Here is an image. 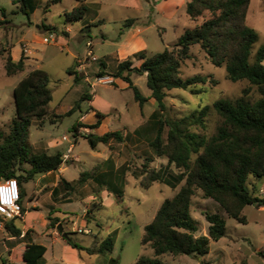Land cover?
<instances>
[{
  "label": "rangeland",
  "instance_id": "374dc122",
  "mask_svg": "<svg viewBox=\"0 0 264 264\" xmlns=\"http://www.w3.org/2000/svg\"><path fill=\"white\" fill-rule=\"evenodd\" d=\"M35 2L37 8L28 18L21 12L19 3L0 0V8L7 12L8 21L0 27V141L11 131L15 117L14 86L29 70L42 68L50 78L52 99L48 113L42 119L31 120L29 148L33 153L61 151L63 170H55V178L46 173L37 174L24 183L23 205L29 211L25 217L16 218L14 224L22 234L27 233L25 237L12 236L5 227L9 219L0 215V264H12L10 250L21 243L20 240L29 239L47 247L43 264H135L141 255L153 256L152 248L141 244L143 227L153 219L161 202L173 196L184 183L183 169L168 163L165 156H157L149 145L157 119L152 114L158 107L151 97L146 74L130 71L132 82L149 97L142 109L129 84L113 74L118 63L125 59L132 61V67L140 65L141 60L131 53L132 45L144 44L134 51L145 49L147 56L153 55L169 47L185 29L195 27L209 14L192 20L186 14L183 0H86L88 10L83 18L71 22L66 13L79 5L76 0ZM126 19H131L130 27L125 26ZM43 22L56 29L42 27ZM246 24L258 33L251 48L249 59L252 60L258 48L264 45V0H250ZM137 29L139 33L134 34ZM49 34L52 37H48ZM87 41L91 42L90 46L86 45ZM89 49L92 55L88 56ZM8 50L15 59L24 52L27 56L24 71L5 74L4 59ZM100 62L105 66L101 67ZM68 68L76 71L78 82ZM100 70L108 74L102 77L103 81L99 80ZM195 74L207 76L205 83L196 86L201 92L193 93L189 88L168 90L164 115L181 118L207 105L204 126L193 125L190 129L208 137L216 133L222 122L213 102L218 98H238L249 83L229 80L224 65L212 64L200 44L190 47V57L180 67L183 78ZM84 92L90 99L81 101L70 115L63 116ZM258 97L256 87L251 86L246 99L254 102ZM95 110L106 114L98 128L78 126L76 132L72 130L78 122L81 125L94 123ZM114 130L121 131V141L98 143L92 148L86 137L91 132L103 134ZM70 145L72 150L67 149ZM93 170L92 175L98 180L95 177L78 180L80 173ZM153 170L159 171L161 179L147 188L142 186L141 181ZM61 177L70 182V189L60 183ZM252 182L257 189L255 194L264 196V178L251 177L247 186L251 187ZM261 187L262 192H259ZM111 188L121 189L122 197ZM34 199L38 205L31 208ZM201 206L223 215L225 234L218 240H210L209 251L203 256L164 254L160 257L163 264H264V255L259 253L264 252V208L246 205L242 210L246 223H242L196 189L190 214L197 225V236L208 235L209 223L200 212ZM54 217L59 219L56 226H53ZM58 225L68 238L62 237ZM83 228L90 232H82ZM109 234L115 239L112 250L97 251ZM67 239L80 248L71 246Z\"/></svg>",
  "mask_w": 264,
  "mask_h": 264
},
{
  "label": "trees",
  "instance_id": "16d2710c",
  "mask_svg": "<svg viewBox=\"0 0 264 264\" xmlns=\"http://www.w3.org/2000/svg\"><path fill=\"white\" fill-rule=\"evenodd\" d=\"M59 1L61 0H49L52 3ZM77 2L79 5L66 13L68 21L74 22L83 18L88 10L86 0ZM13 3H19L21 12L28 18L37 8L35 0H13ZM249 3L250 0H188L185 11L192 20L196 21L207 13L209 16L195 27L185 29L173 44L162 51L150 56L146 55L145 49L134 52L133 57L141 60L140 65L132 67V61L125 59L118 63L113 74L129 84L140 109L149 97H145L132 82L130 71L146 74L147 86L158 107L152 114L157 119L155 134L149 140V145L157 156H165L168 163L183 169L184 183L173 196L161 202L153 219L143 227L141 244H148L153 250V256L141 255L135 264H163L160 257L164 254L203 256L209 251V241L218 240L225 234L223 215L210 212L203 206L200 207V212L209 223L208 235L195 234L197 225L191 218L190 207L196 189L201 190L204 198L217 202L228 216L242 223H246V217L242 215L246 205L254 203L258 207L264 206V197L255 194V183L252 182L251 187L247 186L251 177L264 178V45L258 48L250 60L251 48L258 39V33L246 24ZM0 10L1 27L8 21L4 9ZM126 22L125 26L130 27L131 19H126ZM41 26L50 30L56 29V26L44 22ZM195 44H200L212 64L224 65L229 80H247L249 83L242 89L238 98H218L213 102L222 122L216 133L208 137L190 129L193 125L204 126L208 113L207 105L181 118L172 119L164 115L168 90L189 88L193 93H199L201 91L196 86L206 82L207 76L204 75L195 74L187 78L180 76L181 64L190 57V47ZM26 59L23 51L18 59H14L8 50L4 59L5 74L10 76L24 71ZM100 65L105 66L103 62H100ZM67 71L74 74L75 82H78L76 71L71 68ZM106 75L108 74L104 70L98 72L100 77ZM49 80L48 73L36 67L16 83L13 88L15 117L11 131L0 141V180L14 177L20 186L19 215L5 222V227L16 237L22 235V230L14 224V220L21 218L27 210L23 205L26 195L24 183L32 180L37 174L58 170L64 161L61 151L53 154L33 153L28 143L31 120L42 119L48 113V104L52 99ZM251 86H255L259 93L254 102L246 99ZM88 98L87 93H82L76 105L63 116L70 115L79 107L81 101ZM95 111L94 123L81 125L78 122L72 126V130L76 132L78 126L98 128L106 114ZM86 137L92 148L98 143L108 144L111 140L123 139L119 130L106 131L103 134L91 132ZM25 164H28V167H25ZM94 172L95 170L83 171L78 180L95 177L92 175ZM160 177L159 171H150L141 184L147 188L152 182L160 180ZM60 183L66 189L71 188L70 182L63 177L60 178ZM111 191L122 197L121 189L111 188ZM49 211H54V208ZM53 221V226H56L59 219L54 217ZM114 240V235L109 234L101 241L97 251H111ZM67 242L80 248L70 239H67ZM46 249V246L39 242H21L10 250L11 263L43 264ZM259 253L264 255L263 251Z\"/></svg>",
  "mask_w": 264,
  "mask_h": 264
},
{
  "label": "built area",
  "instance_id": "2783aa9c",
  "mask_svg": "<svg viewBox=\"0 0 264 264\" xmlns=\"http://www.w3.org/2000/svg\"><path fill=\"white\" fill-rule=\"evenodd\" d=\"M48 37H52V34H49ZM87 46L91 45L90 41H87ZM87 55H92L91 49L87 51ZM93 60H96L95 57H92ZM100 81H103L102 77L99 78ZM109 82V81H106ZM68 150H72V145H70ZM20 198V186L18 180L14 177L4 178L0 180V215L5 219H11L12 217L19 215V206L18 201ZM84 233H89L88 228L81 229Z\"/></svg>",
  "mask_w": 264,
  "mask_h": 264
},
{
  "label": "crops",
  "instance_id": "0c3cea01",
  "mask_svg": "<svg viewBox=\"0 0 264 264\" xmlns=\"http://www.w3.org/2000/svg\"><path fill=\"white\" fill-rule=\"evenodd\" d=\"M76 1H77V0H76ZM187 1H188V0H183V2H184L185 5H186V2H187ZM77 3H78V2H77ZM3 9H4V8H3ZM0 13H1V10H0ZM4 13H5V17H6L7 12L5 11V9H4ZM1 16H2V13H1ZM1 18H2V17H1ZM139 31H140V30L137 29L136 32H133V33H134V34H135V33L138 34ZM133 33H132V36H134ZM139 45L142 46V45H144V44H139ZM139 45H137V46H139ZM137 46H136V45H132V48H131L132 51H131V53H132V52H133V53L136 52V51H134V49L137 48ZM141 48H142V47H141ZM140 50H141V49H140ZM118 51H119V49H118ZM137 51H138V50H137ZM121 52H122V51H120V53H121ZM133 53H132V54H133ZM13 58H14V57H13ZM14 59H15V58H14ZM76 69L79 70V67H77ZM66 163H69V162L67 161ZM61 165H62V164H61ZM61 170H63L62 166L59 167L58 171H61ZM53 172H54V171H50V172H47L46 174H47V176H49V175H54V178L57 177ZM46 174H45V175H46ZM43 175H44V174H43ZM259 192H262V187L260 188ZM260 197H264V196H260ZM36 201H37V200L34 199V203L30 206L31 208H33V207H35L36 205H38ZM253 204H254V203H253ZM255 205H256V204H255ZM27 207L30 208L29 206H27ZM260 208H264V206H260ZM28 211H29V210H26V211H25V213L23 214L24 217H25V215L27 214ZM24 217H23V219H24ZM43 221H44V220H43ZM26 234H27V233L22 234V235H21V238H22L23 235L26 236ZM25 236H23V237H25ZM28 241H31V240L29 239ZM28 241L20 240V242H28ZM46 248H47V247H46ZM64 248L66 249L67 247H64ZM46 251H47V249H46ZM45 253H46V252H45Z\"/></svg>",
  "mask_w": 264,
  "mask_h": 264
},
{
  "label": "water",
  "instance_id": "95a60500",
  "mask_svg": "<svg viewBox=\"0 0 264 264\" xmlns=\"http://www.w3.org/2000/svg\"><path fill=\"white\" fill-rule=\"evenodd\" d=\"M58 231L61 233L62 237L68 238L67 233L63 231V227L61 225H58ZM111 263H115V262L111 260Z\"/></svg>",
  "mask_w": 264,
  "mask_h": 264
}]
</instances>
